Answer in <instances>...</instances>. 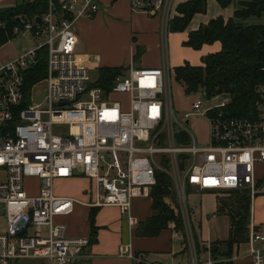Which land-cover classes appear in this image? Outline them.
Segmentation results:
<instances>
[{"label": "built area", "instance_id": "1", "mask_svg": "<svg viewBox=\"0 0 264 264\" xmlns=\"http://www.w3.org/2000/svg\"><path fill=\"white\" fill-rule=\"evenodd\" d=\"M174 0H129L131 12L157 15L162 28L173 19ZM78 4L81 6L78 8ZM98 0H49L48 12L20 18L16 25L0 23L5 37L31 35L47 40L26 50L15 60L0 61V203L6 205L7 231L0 234V264L21 259H44L49 264H73L84 257L87 237L69 238L57 217L74 212L73 198L55 194L59 179L83 176L93 183L88 206H115L130 230L138 220L131 213L132 200L151 198L156 171L172 181L188 264H229L214 258L207 245L205 260L191 234L186 189L231 192L247 189L251 201L256 189L255 168L264 164V81L256 87L254 115L238 118L228 111L229 97L217 94L196 99L193 115L208 124V141L198 144L176 119L171 102L168 68L133 70L116 76L107 88L90 84L88 70L76 62V19L91 18ZM46 49V87L40 99L26 93L29 69ZM264 73V65L261 67ZM38 85V84H37ZM188 121V123H187ZM55 126L67 131L55 134ZM28 178L40 181L38 194L29 195ZM213 217H215L213 215ZM247 255L251 264H264V235L250 218ZM118 256L131 264H159L130 243L120 244Z\"/></svg>", "mask_w": 264, "mask_h": 264}, {"label": "crops", "instance_id": "2", "mask_svg": "<svg viewBox=\"0 0 264 264\" xmlns=\"http://www.w3.org/2000/svg\"><path fill=\"white\" fill-rule=\"evenodd\" d=\"M22 1L0 0V7L13 8ZM187 1L190 0H174L173 18L178 16V5ZM238 2L233 0L231 5L221 8L215 0H206L205 12L194 15L185 31L170 32L168 29L162 28L161 19L157 15L131 12L129 0H98V10L91 18L81 16L76 19V62L87 70L96 69L98 73L100 69L109 68L118 69L121 74L127 73L130 69L171 68L174 71L175 68L185 64L193 67L202 66L203 57L218 53L221 50V44L214 42L203 45L199 50H194L185 45L189 33L218 17L225 22L228 21L233 17ZM80 6L78 4V8ZM10 43L11 41L1 47L0 61L2 63L11 62L20 55L13 46L6 48ZM193 116L202 119L207 126L206 141L204 142L206 143L208 141V124L200 116ZM27 185H30V190ZM25 188L29 195L34 196L39 192L40 181L37 178H28ZM191 190L199 192L195 189ZM201 193L213 197L212 208L215 211L211 212L207 219H214L217 215L216 193L209 191ZM55 194L73 198L79 202L75 203L74 212L71 215L57 217L55 223L65 226V235L69 238L87 237L90 240V245L84 250V255L87 257L77 260L73 264H131L129 260L118 256V247L123 243H130L136 252L147 254L152 261L159 264H188L189 253L183 235H175L174 232L165 230L170 232L166 244L160 242L159 239V235L165 231H162L157 237H139L135 234L137 226L130 230L125 217L117 207L88 206L92 203L94 194L93 183L90 179L83 176L59 179L55 182ZM256 198L257 196L253 198V201ZM151 202V198L132 200L131 213L138 220V224L151 216ZM136 203L145 205V209L147 206L150 208L144 218L138 219L135 216L134 207ZM257 208L255 206L254 211L251 209V220L263 233L261 226L264 222V208L259 207L261 212ZM262 215L263 217H260ZM92 228L96 230L95 235L92 234ZM173 238L180 239V248L177 253H173L171 244ZM198 240L202 247L210 245L208 238L202 233L198 235ZM198 254L201 260H205L204 252ZM247 259L248 264H251L249 258ZM22 260L49 264L44 259H21L13 264H21ZM232 263L233 261L229 264Z\"/></svg>", "mask_w": 264, "mask_h": 264}, {"label": "trees", "instance_id": "3", "mask_svg": "<svg viewBox=\"0 0 264 264\" xmlns=\"http://www.w3.org/2000/svg\"><path fill=\"white\" fill-rule=\"evenodd\" d=\"M221 8H226L233 0H215ZM49 0H23L10 11L0 15V23L9 26L18 24L19 18L31 20L48 12ZM206 10V0H190L178 5L177 13L168 25L170 32L186 30L192 17ZM264 16V0H240L233 17L224 21L218 17L190 32L186 46L199 50L205 44L219 42L221 50L202 59V66L185 64L174 69L175 79L182 84L186 95L201 92L205 98L217 94L229 97L228 111L238 118H251L254 115V102L257 98L256 87L264 81L261 67L264 65V24L243 25L250 17ZM15 37H5L0 30V48ZM46 49L39 52L38 62L29 69L26 77V93L47 77ZM98 86L107 88L116 76L118 69L99 70ZM156 184L150 190L151 216L137 225L135 234L139 237H157L162 231L184 232L183 220L170 178L156 171ZM258 185V182H257ZM246 190V191H245ZM223 192L234 194V199L216 200V213L228 216V239L224 242L210 243V254L214 258H229L238 248L246 244L248 226L251 218V199L247 189ZM231 194V195H232ZM230 195V196H231ZM192 228V227H191ZM96 230L92 228V234ZM198 252H205L193 233Z\"/></svg>", "mask_w": 264, "mask_h": 264}, {"label": "rangeland", "instance_id": "4", "mask_svg": "<svg viewBox=\"0 0 264 264\" xmlns=\"http://www.w3.org/2000/svg\"><path fill=\"white\" fill-rule=\"evenodd\" d=\"M238 0H236V3ZM243 25H261L264 24V16L260 17H250L244 21H242ZM47 40V35L44 34L39 38H34L31 35L27 36H19L16 37L11 41L6 48L13 46V48L18 52V54L24 53L26 50L37 47L39 44L45 42ZM1 50V48H0ZM42 51V50H41ZM171 74V102L173 106V111L175 117L178 121L184 122V114H189V123L185 125L187 131L191 134V136L195 139L198 144H203L206 141V134H207V126L205 122L200 119L199 117H194L191 109V104L194 100L200 99L203 101L201 94L194 93L191 95H186L184 92V87L180 82L175 79L174 71ZM89 77H90V84L93 85L97 83L99 74L96 69H88ZM45 83L41 82L34 87L33 91V98L40 99L42 94L45 91ZM199 118V119H198ZM67 131V127L65 126H55L54 133L55 134H63ZM255 175L256 179L258 180V185L256 189V194L254 197L257 196L256 200L251 202V209L254 211V207L257 206V210L260 211L259 207L264 208V203L262 198H264V164L257 165L255 168ZM26 185V182H25ZM30 190V185H27ZM34 188V186H31ZM245 190V189H241ZM246 191V190H245ZM215 199H224L228 198L230 200L234 199V194L230 193H223V192H215ZM212 194V193H211ZM232 194V195H231ZM208 195V196H207ZM231 195V196H230ZM186 200L188 204V212L190 216V224H191V234L193 237V233L197 235H204L208 238L210 243H217V242H224L228 239V230H229V221L228 216L224 213H217L214 219H207L208 215L211 212L215 211L212 208L213 205V197L209 194L195 192L191 190L189 187L186 189ZM150 211V208L145 209V205L136 203L134 207L135 216L140 219L144 218L147 213ZM261 212V211H260ZM6 214L7 208L6 205L0 203V234H4L7 231V221H6ZM257 216V213L255 212ZM260 217H263L260 216ZM264 219V218H263ZM262 232L264 233V222H262L261 226ZM262 233V234H263ZM169 231H165L159 235V239L163 244H166L169 238ZM184 234V233H183ZM185 239V237H184ZM194 239V238H193ZM172 249L173 253H177L180 248V239L173 238L172 239ZM234 254H236L234 250ZM247 247L246 245H242L238 248V253L233 260L232 264H248V257H247ZM21 264H40L36 261H27L22 260Z\"/></svg>", "mask_w": 264, "mask_h": 264}, {"label": "water", "instance_id": "5", "mask_svg": "<svg viewBox=\"0 0 264 264\" xmlns=\"http://www.w3.org/2000/svg\"><path fill=\"white\" fill-rule=\"evenodd\" d=\"M148 2H150V0H148ZM11 9H12V7H0V15L6 13V12H8V11H10ZM151 15L154 16V14H151ZM18 20L20 21L21 19L19 18ZM36 21H37L40 25H42V20H41L40 17H37V18H36ZM187 123H188V121H187Z\"/></svg>", "mask_w": 264, "mask_h": 264}]
</instances>
